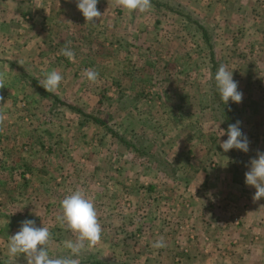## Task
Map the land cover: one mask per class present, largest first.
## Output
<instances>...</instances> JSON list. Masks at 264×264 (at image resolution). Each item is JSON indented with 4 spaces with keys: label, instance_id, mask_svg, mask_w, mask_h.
Listing matches in <instances>:
<instances>
[{
    "label": "rangeland",
    "instance_id": "374dc122",
    "mask_svg": "<svg viewBox=\"0 0 264 264\" xmlns=\"http://www.w3.org/2000/svg\"><path fill=\"white\" fill-rule=\"evenodd\" d=\"M178 1L214 27L219 57L234 79L249 58L264 62V47L254 48L250 41L261 33L255 31L257 25H264V0ZM97 7L102 17L86 24L76 0H0V56L12 62L0 63V80L11 100L0 118L13 121L0 133L9 136L7 144L0 143L8 147L1 148L3 158L10 174H19L33 161L49 169L26 183L32 190L40 185L26 191L33 198L25 202L18 201L22 191L14 187L21 184L15 181L19 175L7 174L3 181L9 199L0 209V260L26 264L23 256L8 254L11 236L26 219L49 228L51 257H70L79 264H89L94 255L117 264H176L180 248L192 244L190 236L192 241L202 237L207 247L227 237L236 243L242 233L249 236L254 226L242 213L249 208L231 199L237 190H226V181L211 175L221 192L197 193L191 190L193 178L181 173L193 166L191 152L200 167L212 174L218 169L211 154L218 156L215 141L223 130L208 121L199 103L209 100L203 90L211 67L200 32L153 3L146 13L123 9L118 0H99ZM249 25L254 28L250 33L245 32ZM66 46L74 61L62 54ZM52 70L64 79L52 96H44L30 78L40 83ZM86 70L98 73L94 83L85 77ZM75 107L105 121L146 154L127 150L105 125ZM189 131L195 137L188 146L184 137ZM199 132L206 135L202 139L210 147V159L201 150L206 143L200 145ZM230 170L233 182V164ZM181 183L190 190L181 189ZM76 189L93 201L102 235L73 257L65 242H76L78 234L61 226L57 217L62 215L61 201ZM161 238L165 246L153 247Z\"/></svg>",
    "mask_w": 264,
    "mask_h": 264
},
{
    "label": "crops",
    "instance_id": "0c3cea01",
    "mask_svg": "<svg viewBox=\"0 0 264 264\" xmlns=\"http://www.w3.org/2000/svg\"><path fill=\"white\" fill-rule=\"evenodd\" d=\"M225 17H227V15H225ZM220 28L218 29L219 31L222 30ZM248 28H252V30L251 29L248 30ZM240 30L242 31V28ZM246 31L250 33L251 31H254V28L251 25H249L247 27V30H245V32ZM255 31H258L259 33L260 32L262 33V31L264 32V25H257ZM261 33L259 36H255L254 40H250L251 42H253V45L256 44L254 48L264 47V34L262 33L261 35ZM242 35L243 33H241L239 36L242 37ZM240 39H239V43L240 42L243 43L244 41H242V38ZM247 45L250 46V44ZM243 48L244 46L242 45V49ZM242 49H239L240 50L239 52H242ZM233 56H237V55L233 54ZM253 59L254 58L251 57L247 60V64H242L241 68L243 69L244 72L239 71L236 73L235 76V80L238 81L239 83V90L243 92V102L239 104V111L243 116V118L245 119V134L249 138L250 145L251 144L256 145L252 151L247 152L246 155L241 159V165L244 170V177H245V173L250 168V161L253 158H257L258 153L264 152V95H263L264 94V62ZM10 61L11 60H7L6 58H2L0 56V63H5L10 65L12 63ZM239 68L236 67V69ZM3 82H4L3 80H0V92L3 93V99L0 98V117L1 116L5 117L4 111L6 109V104L8 105L11 101L7 97V92L3 87ZM204 89L205 90L203 91H205L207 94L209 92L208 90L209 84L208 87L205 86ZM199 103H200V109L203 110L202 112H205L204 115L208 117V121L213 123L214 120L212 119L210 100H207V102L199 100ZM200 115L203 116L202 113H200ZM191 119L194 120L193 118ZM12 122L13 121L9 119L8 122L6 120L2 121L0 118V133H3L4 127H9ZM193 133L194 132L189 131V134H187L184 137L185 144L188 146L190 145L191 140L194 139L195 137ZM199 135H201L200 136L201 140H199L200 145L202 143H206L201 145V150L203 149L204 151H207L206 157L210 159V153H209L210 147L207 145V141L205 139H202V136H204L205 134L204 132H199ZM221 136L224 138V140L228 138L227 134L224 133V131H222ZM222 137H220V139H217V141H215V145H216L215 150L218 156L216 157L214 156V154H211V157H213L214 160L218 161V169L217 171L214 172V174H212V172H210L208 168L200 167L199 164L196 162L192 152L190 153L191 156H189V158H191L190 164L193 166L184 169V171H181V173L184 176L193 178L192 185L190 184V186H192L191 190L194 189L193 191L197 193L203 192V194H205L206 192H210L212 194L215 192L216 189L217 191L220 189L219 191L221 192L222 186H219L218 184H212L213 182L210 178L211 175L215 179H217V181L225 180L226 181L225 189L229 188L231 192L235 189L238 191L239 193L238 195L242 197L241 199L240 196L238 195L235 196L234 198L232 197L231 199H233V203L237 204V206L243 207L244 209L249 208L248 211H246L245 209L242 211V213L244 219L248 223L252 222V225L254 226V231L252 233H249L250 234L249 236L248 234H244V233L239 235L238 237L239 240H237L238 242H236L237 244L233 240H229L227 237L224 240H222L220 244L218 245L216 244L208 247L207 244L203 242L202 237L199 236L196 238L197 241H192L190 239L194 237L190 236L191 238L188 237L187 239L188 242L192 244L180 248L181 252L179 251V254H181L180 255L181 257H179L178 259L179 261L176 264H264V198L254 201L253 196L256 192L255 187L246 185L245 181L242 183L231 182V180L229 179V172L231 171L230 169L232 168V164H231L232 155H231V150L225 153L220 147V140ZM6 139H9L8 135H4L3 137V134L2 136L0 134V143L2 142L4 144H7L8 142H5ZM1 148L2 147L0 146V209L7 204V201L9 199L8 197L9 192L7 190V187L5 188V184L3 183L4 180L5 181L7 180V174L10 175L9 176L10 178H14V175H19V177L16 178L15 181L16 183L18 182L21 183L19 185H21L22 188H18L19 185H15L14 187L19 189L20 190L19 192L22 191V193H20L21 195H18L19 198L18 201L25 202L28 201V199L31 200L33 198V195L29 196L28 193H26V191L29 189L30 192L37 190L40 185V184L37 185L34 184L32 190V188L26 183H30L31 180L33 182L38 176L49 173L48 168L43 167L37 164V162L33 161V162H28L23 169L19 170V174H10L12 168L10 167L9 164L6 163L8 161H5L2 152V149L6 150L8 149V147L3 146V148L2 149ZM189 150H191L190 147ZM203 175L204 178H202ZM53 179L55 180V184H57L56 183L57 177H54ZM22 182L25 184H22ZM8 188L11 190L10 186ZM180 188L181 189L183 188L187 191L190 190V187H188L189 190L187 189V187L185 188L184 183H181ZM190 195L191 194L186 196V198L187 199L191 198ZM195 197L197 198V196ZM231 207H233V205H231ZM225 209H228V207H226ZM232 211H234L233 208L232 210H230L229 213H232ZM6 215H7L8 223H10L9 221L11 214L7 212ZM2 230L3 229L0 226V235L2 234ZM254 235L258 237L257 238L258 241L256 242L253 241ZM7 239L8 238H2L1 241L6 242ZM183 242L185 243V241H181V243Z\"/></svg>",
    "mask_w": 264,
    "mask_h": 264
},
{
    "label": "clouds",
    "instance_id": "9594fccd",
    "mask_svg": "<svg viewBox=\"0 0 264 264\" xmlns=\"http://www.w3.org/2000/svg\"><path fill=\"white\" fill-rule=\"evenodd\" d=\"M119 5L128 11L148 12L152 3L151 0H118ZM99 0H76L77 8L82 12L87 23L96 24V19L101 18L102 13L98 10ZM62 54L74 61L75 54L70 47H65ZM85 77L95 82L98 73L86 70ZM64 76L52 70L45 75V79L40 85L47 91L55 93L61 85ZM215 87L224 105L229 103L240 104L243 102V92L239 90V83L234 79L233 71H229L224 65H220L214 76ZM227 139L220 142V147L226 153L236 149L249 152L250 141L242 129V121L237 120L229 124L227 128ZM224 135V134H223ZM222 135V136H223ZM245 183L253 186L256 192L254 201L264 198V152L258 153L257 158L250 161V168L245 173ZM62 215L57 219L61 226H67L73 233L78 234L77 241H66L65 247L70 250L73 257L79 256L88 244H94L102 235V226L98 219V214L93 201L79 189L74 190L70 195L61 201ZM36 215H38L36 213ZM51 240L49 228L36 226L34 220L26 219L21 222L20 230L13 236L8 244V254L10 257L23 256L26 264H79V261L70 257L53 258L49 255L48 246ZM165 246L161 238L154 242L153 247L162 248Z\"/></svg>",
    "mask_w": 264,
    "mask_h": 264
},
{
    "label": "trees",
    "instance_id": "16d2710c",
    "mask_svg": "<svg viewBox=\"0 0 264 264\" xmlns=\"http://www.w3.org/2000/svg\"><path fill=\"white\" fill-rule=\"evenodd\" d=\"M151 3L154 4L155 7L167 10L173 14L179 15L183 18L187 23L191 24L197 31L200 32L202 42L208 49V57L211 63L210 67V76L208 78L209 83V92L208 99L210 100V107L212 111V119L214 120V124L218 125L224 133L227 134V128L229 124L235 123L237 120L242 121V129L245 133V123L243 116L239 111V104L229 103V105H224L220 99L218 91L215 87V72L217 71L220 65H223V60L220 59L218 51H217V42L216 36L214 34V27L209 23L204 21V18L200 16V14H196L187 6L180 1L176 0H151ZM182 73V72H181ZM180 73V74H181ZM33 84L41 90L44 96H52L51 92H47L36 80L35 78H30ZM63 105L71 107L69 104H64L65 102L61 101ZM76 111H79L84 114L85 117L92 119L93 121L105 125L107 130L112 132L113 136H116L118 141L123 144V146L133 152L138 156H144L146 154V149L141 148L138 144L129 139L125 138L123 135L119 134L117 131L108 127L105 121L96 118L91 114H87L83 112L80 108L75 107ZM150 155V153L148 154ZM232 164L235 175L233 174L232 180L235 183H242L245 181L244 170L241 165V159L246 155L243 151L232 149ZM208 168V167H207ZM210 171V168H208ZM88 262V261H87ZM89 264H117L116 262H112L109 259L102 258L100 256L94 255L90 258ZM0 264H22V263H12V262H3L0 260Z\"/></svg>",
    "mask_w": 264,
    "mask_h": 264
}]
</instances>
